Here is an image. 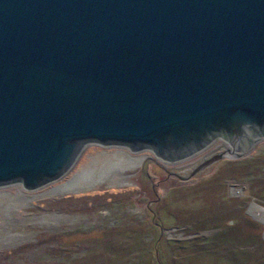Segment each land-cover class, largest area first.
<instances>
[{
    "label": "water",
    "instance_id": "1",
    "mask_svg": "<svg viewBox=\"0 0 264 264\" xmlns=\"http://www.w3.org/2000/svg\"><path fill=\"white\" fill-rule=\"evenodd\" d=\"M184 181L264 138V0H0V186L36 190L88 143Z\"/></svg>",
    "mask_w": 264,
    "mask_h": 264
},
{
    "label": "rangeland",
    "instance_id": "2",
    "mask_svg": "<svg viewBox=\"0 0 264 264\" xmlns=\"http://www.w3.org/2000/svg\"><path fill=\"white\" fill-rule=\"evenodd\" d=\"M224 146L168 163L88 143L58 181L1 185L0 264H264V138L191 180L169 174Z\"/></svg>",
    "mask_w": 264,
    "mask_h": 264
},
{
    "label": "bare ground",
    "instance_id": "3",
    "mask_svg": "<svg viewBox=\"0 0 264 264\" xmlns=\"http://www.w3.org/2000/svg\"><path fill=\"white\" fill-rule=\"evenodd\" d=\"M116 147H118V146H116ZM140 152H142V151H140ZM70 172H71V171H70ZM70 172H69V173H70ZM67 174H68V173H67ZM67 174H66V175H67ZM64 176H65V175H64ZM64 176H63V177H64ZM63 177H62V178H63ZM60 179H61V178H60ZM60 179H59V180H60ZM76 180H77V177L74 178L72 181L68 182L64 187H65V188H66V187H67V188H70V187H71L70 184H74V182H75ZM57 181H58V180H57ZM54 182H55V181H54ZM51 183H53V182H51ZM51 183H48L47 185H49V184H51ZM19 184H21V183H19ZM45 186H46V185H45ZM45 186H43V187H45ZM43 187H41V188H43ZM41 188H39V189H41ZM39 189H36V190H39ZM33 191H35V190H33ZM239 191L241 192V189H239Z\"/></svg>",
    "mask_w": 264,
    "mask_h": 264
}]
</instances>
